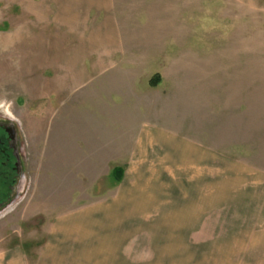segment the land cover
<instances>
[{
	"label": "rangeland",
	"instance_id": "rangeland-1",
	"mask_svg": "<svg viewBox=\"0 0 264 264\" xmlns=\"http://www.w3.org/2000/svg\"><path fill=\"white\" fill-rule=\"evenodd\" d=\"M69 215L125 263L264 264V0H0V248Z\"/></svg>",
	"mask_w": 264,
	"mask_h": 264
},
{
	"label": "crops",
	"instance_id": "crops-1",
	"mask_svg": "<svg viewBox=\"0 0 264 264\" xmlns=\"http://www.w3.org/2000/svg\"><path fill=\"white\" fill-rule=\"evenodd\" d=\"M95 93L101 94V96L99 95V98L102 97L100 98L102 103L107 100L109 101H106L107 103L113 105L112 108H108L110 105L105 103L104 106L103 103L101 108L107 111L113 109L112 112H114L115 108L124 109L125 102H127V100H132L131 97L124 102L117 104L111 102L107 97L104 100L106 93L102 88L101 90L99 88L96 89ZM82 121L87 122L89 120L84 119ZM122 127H124V130L122 131L123 135L119 139H116L115 142L118 140H121L123 143H126V141L132 142L131 138L133 136H130L131 130L134 129V133L136 134V136H134V144L132 146L130 145L128 150L130 158H143L146 154L143 153L146 150V143H150V146L153 149L154 145L159 146L164 141V136H155L157 135L155 132L152 135L146 134L145 127H143L145 128L143 130L139 129V133L136 129L138 127L136 123L132 125L131 122H123ZM127 131L129 133H126ZM82 141L88 143L93 140L83 139ZM100 141H103V138H101ZM111 147H108V150ZM89 157L95 158L97 155L86 156V158ZM104 157L112 158L111 155H105ZM116 167L122 168L124 174L125 167L123 165H117ZM133 167H135V169L140 168V161L133 164ZM81 219V216L78 215L58 217L43 233L40 243L36 246L24 248V246L19 244H11L10 246L0 248V264H130V261L125 263V254H130L129 249L125 252V248H123L122 253H119L117 252V250H120L119 248L115 249V247L111 245L112 242L110 243L106 241V238L108 239V237L102 236L99 232L94 236H90V232L83 231V226L79 225L84 222ZM119 255H121L120 258L117 257Z\"/></svg>",
	"mask_w": 264,
	"mask_h": 264
},
{
	"label": "trees",
	"instance_id": "trees-1",
	"mask_svg": "<svg viewBox=\"0 0 264 264\" xmlns=\"http://www.w3.org/2000/svg\"><path fill=\"white\" fill-rule=\"evenodd\" d=\"M150 81H151V80H150ZM156 81H157V78H156L155 80H152V81L150 82V84H151V85H155V82H156ZM122 172H123V170H122V168H120V167H115V168L113 169V175H114L116 181H119V180L121 179V174H122Z\"/></svg>",
	"mask_w": 264,
	"mask_h": 264
},
{
	"label": "flooded vegetation",
	"instance_id": "flooded-vegetation-1",
	"mask_svg": "<svg viewBox=\"0 0 264 264\" xmlns=\"http://www.w3.org/2000/svg\"><path fill=\"white\" fill-rule=\"evenodd\" d=\"M6 148V147H5ZM2 152H4L5 153V149H2ZM16 176V175H15Z\"/></svg>",
	"mask_w": 264,
	"mask_h": 264
}]
</instances>
